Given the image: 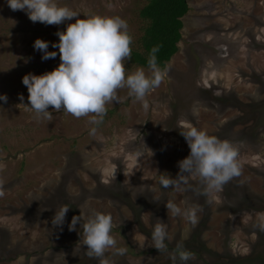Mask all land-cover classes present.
<instances>
[{
	"label": "rangeland",
	"instance_id": "374dc122",
	"mask_svg": "<svg viewBox=\"0 0 264 264\" xmlns=\"http://www.w3.org/2000/svg\"><path fill=\"white\" fill-rule=\"evenodd\" d=\"M80 14L127 21L131 49L142 53L144 0H55ZM177 50L164 64L170 71L146 97L149 108L118 92L120 103L89 135L88 117L55 113L51 122L26 109L22 78L41 75L60 64L43 61L39 38L59 42L60 25L33 23L24 11L0 0V264H98L81 245L82 228L69 231L72 217L81 224L98 211L109 214L111 235L125 255L105 252L110 264H173L178 242L194 255L188 264H264V232L254 225L264 215V0H186ZM142 67L125 61L126 74ZM148 73V68H142ZM24 97L20 101L19 95ZM24 105H23V104ZM30 106V105H29ZM195 126L239 152L242 175L208 196L163 189L159 176L175 178L178 161L190 149L180 131ZM193 188L202 190L195 177ZM181 209L200 206L193 227L168 213L166 202ZM70 207L62 229L51 218ZM166 225L168 253L150 247L157 222ZM176 264H181L177 260Z\"/></svg>",
	"mask_w": 264,
	"mask_h": 264
},
{
	"label": "clouds",
	"instance_id": "9594fccd",
	"mask_svg": "<svg viewBox=\"0 0 264 264\" xmlns=\"http://www.w3.org/2000/svg\"><path fill=\"white\" fill-rule=\"evenodd\" d=\"M7 5L12 11L26 12L33 23L60 25L75 19L74 23L67 24L66 30L55 33L59 42L53 43L52 47L58 49L59 53L48 51L47 41L39 38L34 41L33 47L42 53L43 61L55 59L58 54L60 58L59 66L52 71L41 75L29 73L22 78L29 94L26 109L34 113L37 120L53 121L54 116L48 110L50 107L55 113L63 112L77 119L88 117V124L93 125L89 135L94 136L96 126L103 123L107 114L106 105L120 103L119 90L127 89L128 96L140 102L147 111L148 93L159 87L170 71L169 66L164 69L158 66L156 53L159 46H156L149 55L148 73L141 68L126 74L125 61L131 60L132 37L127 21L120 17L90 15L81 19L78 12L67 6H59L55 0H7ZM7 99L6 95H0V101L7 103ZM19 99L23 102L22 94ZM180 135L186 140L190 153L178 161L179 172L175 178L167 173L159 176L163 189L191 190L197 195L208 196L213 191H222L227 183L242 175L238 149L230 141L220 140L195 126L180 131ZM191 177L198 180L202 190L190 185ZM3 195L4 192L0 191V196ZM165 206L168 213L183 216L193 227L199 223L197 213L203 210L200 206L181 209L172 201H167ZM69 209V206L62 205L55 210L51 218L53 227L62 229ZM81 219V214L74 215L68 228L69 231H76L77 224L82 228L80 241L82 246H86L87 257L98 260V264H110L105 258L107 250L115 249L113 255L126 254L127 248H117V241L110 234L115 227L111 215L93 211L83 224ZM254 228L264 232V215ZM150 239V247L160 254L168 253L166 241L170 237L163 222L154 225ZM169 257L173 264L177 260L181 264H188L195 258L180 242Z\"/></svg>",
	"mask_w": 264,
	"mask_h": 264
},
{
	"label": "trees",
	"instance_id": "16d2710c",
	"mask_svg": "<svg viewBox=\"0 0 264 264\" xmlns=\"http://www.w3.org/2000/svg\"><path fill=\"white\" fill-rule=\"evenodd\" d=\"M187 11L186 0H144L137 12L141 21L140 42L142 53L131 52L129 62L135 66L148 68V59L153 47L157 64L162 69L177 50L182 27L181 18Z\"/></svg>",
	"mask_w": 264,
	"mask_h": 264
}]
</instances>
